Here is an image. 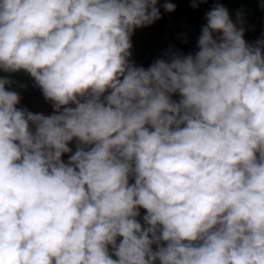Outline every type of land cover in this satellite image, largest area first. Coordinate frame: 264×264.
Wrapping results in <instances>:
<instances>
[{"label": "clouds", "instance_id": "clouds-1", "mask_svg": "<svg viewBox=\"0 0 264 264\" xmlns=\"http://www.w3.org/2000/svg\"><path fill=\"white\" fill-rule=\"evenodd\" d=\"M160 18L158 0H0V70L53 108L0 78V264H264V39L216 4L194 55L137 66L131 37Z\"/></svg>", "mask_w": 264, "mask_h": 264}, {"label": "crops", "instance_id": "crops-1", "mask_svg": "<svg viewBox=\"0 0 264 264\" xmlns=\"http://www.w3.org/2000/svg\"><path fill=\"white\" fill-rule=\"evenodd\" d=\"M165 2L166 0H158L161 18L151 25L136 29L131 37L130 60L137 66L148 68L156 59L167 60L173 54L194 55L198 51V39L202 28L207 23L206 13L216 4H221L228 10L230 19L238 28H244V39L247 43L254 44L264 39V0H206L198 3L195 8L194 0H168L176 5L172 12L164 9ZM0 78L12 81L10 85H6V90L19 94L18 108H26L33 113L44 115L53 114L51 102L45 99L42 90L28 73L24 71L7 73L0 70ZM172 98L178 100L179 95L175 94ZM76 145L75 139L69 144L73 152ZM70 154H64L62 159L67 162ZM132 182L134 180H130V183ZM144 215L146 210L141 208L137 219L142 224ZM152 247L153 250L156 249V245Z\"/></svg>", "mask_w": 264, "mask_h": 264}]
</instances>
